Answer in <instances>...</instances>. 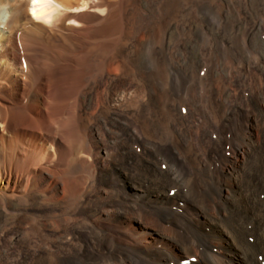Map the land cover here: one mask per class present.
Returning <instances> with one entry per match:
<instances>
[{
    "label": "bare ground",
    "instance_id": "6f19581e",
    "mask_svg": "<svg viewBox=\"0 0 264 264\" xmlns=\"http://www.w3.org/2000/svg\"><path fill=\"white\" fill-rule=\"evenodd\" d=\"M100 1L0 0L11 13L6 23L0 15V221L13 223L10 244L22 251L20 264H182L191 258L196 262L188 264H264V0H230L233 17L222 30L212 28L210 61L239 58L238 86L228 83V66L176 67L168 50L154 49L151 41L143 47L154 54L151 61L134 60L131 38L137 35H130L128 24L119 38L106 19L90 12L94 20L84 18L83 11L99 10ZM191 26L187 21L183 33ZM123 56L131 65L122 74L139 75V92L115 82L121 73L116 61ZM117 85L125 98L111 94ZM195 115L210 140L205 156L194 146ZM101 129L127 164L132 155L137 159L133 171H124V184L137 191L144 209L137 224L155 220L149 211L156 214L152 242L116 241L108 228L87 219L93 244L83 243V208L102 196L110 201L117 192L106 188L103 161L119 160L102 151ZM71 229L76 239L67 242Z\"/></svg>",
    "mask_w": 264,
    "mask_h": 264
},
{
    "label": "rangeland",
    "instance_id": "374dc122",
    "mask_svg": "<svg viewBox=\"0 0 264 264\" xmlns=\"http://www.w3.org/2000/svg\"><path fill=\"white\" fill-rule=\"evenodd\" d=\"M87 1V0H85ZM100 1V0H98ZM106 1V2H104ZM100 2H98L99 4V10L98 9H91L93 10L94 12H91L88 10V12L86 13L85 11H83V16L84 18L86 19H93V17L95 18V16H97V18H95L96 20L99 19L100 20H105L107 21V23H109V25L112 26L113 24V32L116 33V35L120 38L123 36L124 34V31L122 30L123 29V26L124 24H128V28H129V33L131 36H136V37H132L131 40V45H133V47L131 46V49H132V54H133V58L134 60L138 61V62H143V63H146V62H150L151 61V58L152 56L154 55L151 52H150V49H145L144 50V46L149 42L151 41V46L154 47V49H157V48H165L164 50L167 52V54L169 56H171L170 60L173 61V63L175 64L176 67H180L182 66L183 67H188V68H196L197 67H200V68H204V69H208L211 68V67H224V69H226L228 66V68L226 69V71L228 73H230V77L229 75L227 76V80H228V83L230 85H235V86H238L239 83H241L240 81L242 80V68L239 67V65L241 66V60L239 58H237L235 61H227V60H222L223 62L219 61L218 60V63L215 62L214 64L211 63L210 59H211V56L213 55V53L215 52V40H213L214 38L212 37L213 34H212V28H216L217 30H222L224 24L226 23V20H229L231 19L233 16L232 14L230 13V11L228 10V4H230V0H190L189 1H186V0H163V2H161L162 0H104ZM128 1V2H127ZM130 1V2H129ZM136 1V2H134ZM138 1V2H137ZM177 1V2H176ZM179 1V2H178ZM218 1V2H217ZM228 1V2H226ZM110 2V3H109ZM122 2V3H121ZM157 2V3H156ZM165 2V3H164ZM184 2V3H182ZM207 2V4H206ZM215 2V3H214ZM222 2V3H221ZM226 2V3H225ZM121 3V4H120ZM127 3V4H125ZM149 3V4H148ZM155 3V4H154ZM171 3V4H170ZM176 3V4H175ZM187 3V4H186ZM195 5H194V4ZM211 3V4H210ZM214 3V4H212ZM220 5L219 7H216ZM225 3V4H224ZM228 3V4H227ZM101 4V5H100ZM107 4V5H106ZM109 4V5H108ZM119 4V5H118ZM123 4V5H122ZM143 4V5H142ZM184 4V5H183ZM123 7H122V6ZM141 5V7H140ZM176 5V6H175ZM190 5V7H189ZM191 5H193L191 7ZM211 5V6H209ZM223 5H226L225 6V10H224V6ZM23 6V7H22ZM21 7L26 9L25 5H22ZM106 6V7H105ZM138 6V9L137 7ZM170 6V7H169ZM184 6V7H183ZM199 6V7H198ZM104 8V10L102 11L100 8ZM116 7H118L117 9H115ZM128 9H127V8ZM179 7V8H178ZM182 7V8H181ZM189 7V8H188ZM108 10H107V9ZM123 8V9H122ZM130 8V9H129ZM133 8V9H132ZM173 8V9H171ZM188 8V9H187ZM207 8V9H206ZM115 9V10H114ZM127 9V10H126ZM192 9V12L191 10ZM194 9V10H193ZM205 9V10H204ZM217 9V10H216ZM108 11V12H111L110 13H105V11ZM112 10V11H111ZM114 10V11H113ZM118 10V11H116ZM133 10V11H132ZM169 10L171 12V15L168 16L169 14ZM180 12H179V11ZM198 10V11H197ZM28 11L30 13V9L28 8ZM95 11H99V13L97 12V15H94ZM116 11V13H114ZM128 11V12H127ZM131 11V12H130ZM139 11V12H138ZM174 11V13H172ZM190 11V12H188ZM220 11V12H219ZM89 12L90 14L93 15V17L91 15H89ZM103 12V16H102V13ZM113 12V13H112ZM125 12V13H124ZM129 14H127V13ZM183 12V13H182ZM223 12V13H222ZM86 13V14H85ZM131 13V14H130ZM226 13V14H225ZM96 14V13H95ZM98 14L99 17H98ZM116 14V15H115ZM123 14V16L121 15ZM124 14H126L124 16ZM173 14V17H171ZM178 14V15H177ZM181 16H180V15ZM187 14V15H186ZM191 14V15H190ZM217 14V15H216ZM231 14V15H230ZM89 15V16H88ZM105 15V17H104ZM107 15V16H106ZM111 15V16H109ZM114 17H113V16ZM133 15V16H132ZM140 15V16H139ZM167 15V16H166ZM190 15V16H188ZM204 15V16H203ZM227 15V16H226ZM236 17L239 16V14L235 13ZM86 16V17H85ZM116 16V17H115ZM132 16V17H131ZM163 16V17H162ZM166 16V17H165ZM185 20H184V17H187ZM212 16V17H210ZM216 16V17H215ZM220 16V17H219ZM223 16V18H222ZM108 17V19H107ZM114 19H113V18ZM118 17V18H117ZM125 17V18H124ZM138 17V18H136ZM140 17V18H139ZM169 17V18H168ZM178 17V23L176 22V19ZM190 17V18H189ZM192 17V18H191ZM197 17V18H196ZM205 17V19H204ZM215 17V19H214ZM128 18V19H127ZM133 18V19H132ZM137 19L136 23H134V19ZM142 18V20H141ZM171 18V19H170ZM181 18V19H180ZM203 18V20H202ZM239 18V17H238ZM118 19V20H116ZM123 19V20H122ZM130 19H132L131 21H129ZM139 19V20H138ZM145 19V20H144ZM172 20L171 24H170V27H169V22L170 20ZM189 19V20H188ZM193 19V20H192ZM196 19V21H195ZM218 19V20H217ZM222 19V20H221ZM94 20V19H93ZM141 20V21H140ZM162 20V22H161ZM198 20V21H197ZM206 20V21H205ZM125 21V22H124ZM187 21H189V24L193 25V27L191 26V32H184L185 33V36H184V33H183V27L186 26L187 24ZM195 21V22H193ZM203 23H202V22ZM216 21V22H214ZM114 22V23H113ZM124 22V23H123ZM128 22V23H127ZM150 22V23H149ZM176 24H174V23ZM199 22V23H198ZM223 22V23H222ZM133 23V24H132ZM139 23V24H138ZM152 23V24H151ZM183 23V24H182ZM202 23V24H201ZM0 24H1V20H0ZM120 24V25H119ZM154 24V26H153ZM211 24V25H210ZM220 24V25H219ZM135 25H138V27ZM147 25V27H146ZM162 25V26H161ZM175 25V27H174ZM195 25H197L198 27H195ZM215 25V26H214ZM219 25V26H218ZM132 26V28H131ZM152 26V27H151ZM162 28H161V27ZM169 28H168V27ZM180 26V27H178ZM183 26V27H182ZM210 26V27H209ZM218 28H217V27ZM1 29H3V25L0 26ZM134 27V28H133ZM155 27V28H153ZM160 27V28H159ZM203 27V28H202ZM205 27V28H204ZM208 27V28H207ZM263 28L261 29V33H262V37H264V26H262ZM164 28V29H163ZM211 28V29H210ZM119 29V30H117ZM134 29V30H133ZM135 29H138V31ZM147 29V30H146ZM155 29V30H154ZM203 29V30H202ZM115 30V31H114ZM154 30V31H153ZM201 30V31H200ZM263 30V31H262ZM117 31V32H116ZM145 31V32H144ZM150 31V32H149ZM165 31V32H164ZM168 31V32H167ZM180 33H179V32ZM196 31V32H195ZM199 31V32H198ZM206 31V32H205ZM101 33H103V31H99ZM136 32V33H134ZM155 32V33H154ZM154 33V34H153ZM160 33V34H159ZM166 33V34H165ZM172 33H175V35H173ZM194 33V34H193ZM198 33V34H196ZM240 33V31H239ZM147 34V35H146ZM170 34V35H169ZM180 34V35H179ZM205 34V35H204ZM207 34V35H206ZM150 36V37H149ZM161 36V37H160ZM163 36V37H162ZM170 36H173V37H170ZM176 36V37H174ZM177 36H179L177 38ZM191 36V37H190ZM208 36H211V37H208ZM181 37V38H180ZM140 38V39H139ZM151 38V39H150ZM160 38V39H159ZM185 38V39H184ZM188 38V39H186ZM211 38V40H210ZM156 39V40H154ZM166 39V40H165ZM173 39L177 40L174 41ZM192 41H191V40ZM197 39H200V40H197ZM203 39V40H202ZM206 39V40H205ZM208 39V40H207ZM264 39V38H263ZM135 40V41H134ZM145 40V41H144ZM154 40V41H153ZM161 40V41H160ZM169 40V41H168ZM173 40V41H172ZM183 40V41H182ZM188 40V41H187ZM210 40V41H209ZM139 41V42H138ZM157 41V42H156ZM186 41V42H185ZM200 41V42H199ZM214 41V42H213ZM120 42V41H119ZM138 42V43H137ZM155 42V43H154ZM166 43V44H165ZM170 43V44H169ZM178 43V45H177ZM209 43V44H208ZM211 43L212 44V47H211ZM156 46H154V45ZM160 44V46H158ZM165 44V45H164ZM173 44V45H172ZM176 44V46H175ZM188 44V45H187ZM139 45V46H138ZM170 45V47H169ZM137 46V47H136ZM158 46V47H157ZM175 46V47H174ZM191 46V47H190ZM197 48H195V47ZM172 47V48H171ZM214 47V48H213ZM170 48V49H169ZM179 48V49H178ZM201 48V49H200ZM118 51L121 50V46L120 44L118 45L117 47ZM134 49V50H133ZM167 49V50H166ZM175 49V50H174ZM186 49V50H185ZM205 49V50H204ZM144 50V51H143ZM180 50V51H179ZM203 50V51H202ZM207 50V51H206ZM196 51V52H195ZM135 52V53H133ZM173 52V53H171ZM181 52V53H180ZM184 52V53H183ZM187 52V53H186ZM190 52V53H189ZM205 52V54H204ZM207 52V54H206ZM209 52V53H208ZM212 52V53H211ZM143 53V54H141ZM150 53V54H149ZM183 53V54H182ZM189 53V54H188ZM192 53V54H191ZM198 53V54H197ZM201 53V54H200ZM203 53V54H202ZM178 54V55H176ZM174 55V56H173ZM196 55V56H195ZM206 55V56H204ZM144 56V57H143ZM184 56V58L182 57ZM125 59H124V58ZM123 57H119V59H117L116 61V64L119 63V68L121 69V73H120V70H119V76H117L115 82L117 81L119 84L120 83H124L125 84V87L124 89L126 91H136V92H139L140 89H143V85H142V82L141 80L139 79V75L136 73L133 77L129 78L126 76H124L122 74V70H124V68L128 67L130 64V61H129V58L128 56H123ZM173 57V58H172ZM176 57V58H175ZM201 57V58H200ZM207 60H206V58ZM126 58L128 60V62L126 61ZM150 58V59H149ZM147 59V60H146ZM182 59V60H181ZM196 59H197V62H196ZM239 59V60H238ZM181 60V61H180ZM184 60V61H183ZM202 60V61H201ZM176 61V62H175ZM179 61V62H178ZM195 61V62H194ZM199 61L201 63H199ZM204 61V62H203ZM207 61V62H206ZM226 61V62H225ZM252 61L254 62V60L252 59ZM121 62V63H120ZM127 64H126V63ZM196 63V64H195ZM208 63V65H207ZM217 63V64H216ZM223 63V64H221ZM238 63V64H237ZM129 64V65H128ZM201 64V65H200ZM203 64V65H202ZM206 64V66H205ZM216 64V65H215ZM236 64V65H235ZM125 67H124V66ZM136 63H134V67ZM185 65V66H184ZM219 65V66H218ZM233 69H232V67ZM191 66V67H190ZM203 66V67H202ZM237 66V67H236ZM206 67V68H205ZM230 67V68H229ZM123 68V69H122ZM218 69V68H217ZM239 71H238V70ZM229 70V71H228ZM236 71V72H234ZM238 71V72H237ZM240 73V74H239ZM235 75V76H233ZM239 75V76H238ZM122 76V77H121ZM233 76V77H232ZM125 77V78H124ZM240 77V78H239ZM137 78V79H136ZM120 79V80H119ZM129 82H128V81ZM140 80V82H139ZM234 80V81H232ZM237 80H239V82H237ZM127 81V82H125ZM131 81V82H130ZM135 81V82H133ZM105 81L103 82V85H105ZM128 83V84H127ZM236 83V84H234ZM141 84V85H140ZM128 85V87L126 86ZM138 85V86H137ZM130 86V87H129ZM117 87V88H116ZM116 87H113L111 89V94L113 95V97H123L125 98V95L126 93L123 92L124 89L120 88V85H117ZM142 87V88H141ZM106 88V86H105ZM129 90H128V89ZM133 88V89H132ZM135 89V90H134ZM118 91V93H117ZM206 92V91H204ZM202 93V96L203 98L205 99L206 97L208 98V93ZM233 93V94H232ZM124 94V95H123ZM206 94V95H205ZM114 95H117V96H114ZM235 95V93L233 91L229 92V96L233 97ZM207 98L205 100H207ZM207 112H208V109H207ZM185 113V112H184ZM198 118V119H196ZM199 116L195 115L193 117V119L190 121V125H191V130H192V133L194 135V146L195 148L198 150V151H201L200 153L203 155L202 156H205V152L206 150L209 148V146L206 147V145L210 143V140H209V137L208 138H205L203 137V134H204V129H203V124H202V121L200 122L199 121ZM196 121V122H195ZM192 122V123H191ZM197 123H198V126H197ZM201 123V124H200ZM194 124V125H193ZM201 125V126H199ZM202 128V129H201ZM194 130V131H193ZM199 133L202 132V133ZM106 132V133H105ZM197 132V133H196ZM101 134V135H100ZM105 134V136L103 135ZM108 132L105 130V129H101L100 133H99V137H100V147L104 148L102 149V151H104V149L106 151H109V152H112L113 153V156L115 157L116 160H119L118 161H115L113 160V158H105L104 161H103V165H105V168H106V171L108 172V180H110V184L106 186V188H110V186H113V187H116L117 188V192L113 195V197L111 198L110 201L109 198L107 196H102L101 199H93L92 201L93 202H90V204H87V208L86 206L83 208V213L81 212L80 214L83 216V233L81 232V235L83 234V243L84 244H90V248H91V244H93L92 240H91V236L89 234V232H87L86 230V227L84 226V223H86L88 220H92V221H96V224L98 225L99 223V227L101 228H108L106 229L113 237L114 240L116 241H133V242H137V241H141L143 243H148V242H152L154 239H156V234L155 232L157 233V230L158 228L156 227V224H155V221L157 220V217H156V214L153 212V211H149L148 212V216H149V219L151 218V216H153L150 220L153 221L152 219H155L153 222H145L143 223V225H139L137 224V221H136V215L138 212L140 211H144V209L139 206L140 205V201L139 199L137 198V191L134 190V188L130 185V184H124V174L126 170H134L133 166H134V163L137 161L136 157L133 155L131 156V161L127 164L126 161L124 160V157L122 154L119 153L118 151V147H115L114 144L111 143V140L109 138V134ZM199 134V135H198ZM198 135V136H196ZM102 137V138H101ZM110 137L112 138L111 134H110ZM196 137H198L196 139ZM203 137V138H202ZM106 138V139H105ZM206 140H205V139ZM105 139V140H103ZM198 140V143L196 142ZM208 141V142H207ZM202 142V143H201ZM106 143V144H105ZM112 145V146H111ZM114 145V146H113ZM202 145V146H201ZM205 145V147L203 146ZM106 147V148H105ZM110 147V148H109ZM202 147V148H201ZM205 149V150H204ZM114 150V151H112ZM227 156L229 157V152L227 154ZM119 158V159H118ZM121 158V159H120ZM123 158V159H122ZM109 159V160H108ZM108 161V162H107ZM110 161V162H109ZM113 161V162H112ZM114 164V165H113ZM122 164V165H121ZM109 165V166H108ZM111 166V168H110ZM111 169V170H110ZM122 169V170H121ZM114 170V171H113ZM123 172V173H122ZM112 173V175H110ZM115 176V177H114ZM113 177V178H112ZM119 178V179H118ZM113 179V180H112ZM113 182H112V181ZM115 182V183H114ZM120 182V183H119ZM116 184L118 186H116ZM127 185V186H126ZM124 189V190H123ZM121 190V191H120ZM104 200H103V199ZM106 198V199H105ZM114 198V199H113ZM98 200V201H97ZM107 200V201H106ZM101 201V202H100ZM119 201V202H118ZM97 205H96V204ZM124 205H122V204ZM127 203V204H126ZM133 203V204H132ZM110 204V205H109ZM118 204V205H117ZM129 204V206H128ZM135 204V206H134ZM91 205V206H89ZM108 205V206H107ZM131 205V206H130ZM137 205V206H136ZM113 208H112V207ZM122 206V207H121ZM96 207V208H95ZM100 207V208H99ZM122 208V210L120 208ZM135 207V208H134ZM92 208V209H91ZM108 208V209H107ZM112 208V209H111ZM115 208V209H114ZM125 208V209H123ZM130 208V209H129ZM141 208V209H140ZM88 209V210H87ZM99 209V210H98ZM104 209V210H103ZM111 209V210H110ZM119 211H118V210ZM128 209V210H127ZM138 209V211H137ZM106 210V211H105ZM122 211V212H121ZM128 211V212H127ZM133 211V212H132ZM137 211V212H136ZM103 212V213H102ZM105 212V214H104ZM109 213L110 217H107V214L106 213ZM117 212V213H116ZM121 212V213H120ZM135 212V213H134ZM150 213V215H149ZM155 215H153V214ZM120 214V215H119ZM99 215V216H98ZM126 215H127V218H126ZM90 216H93V217H90ZM135 216V217H134ZM89 217V218H88ZM97 217V218H96ZM114 217V218H113ZM129 217V218H128ZM156 217V218H154ZM109 218V219H108ZM88 219V220H87ZM85 220V221H84ZM99 221V222H98ZM105 221V222H104ZM114 221V222H113ZM102 224H101V223ZM111 223V224H110ZM113 223V224H112ZM151 223H154V224H151ZM116 224V225H115ZM131 224V225H130ZM8 225V226H7ZM145 225V226H144ZM149 225V226H147ZM4 226L5 228L7 229V231H5L4 233H2L3 229H4ZM12 226H13V223H11L10 221L8 222H4V220H1L0 221V234H2L1 238H2V243L3 244H0V264H20V257L23 255L22 251H20L19 247L17 246V244H14V243H11L13 244L12 247H11V244H10V241H11V238H12V233L13 232V229H12ZM107 226V227H106ZM157 228V229H156ZM12 229V230H11ZM120 229V230H119ZM112 230V231H110ZM12 231V232H11ZM86 233H85V232ZM113 231L115 233H113ZM9 234V235H8ZM11 234V235H10ZM72 236H71V235ZM86 234V235H85ZM75 233H74V230H70L69 231V235L66 237L67 239V242H73L75 241L76 237L74 236ZM58 234L57 233H54L53 234V238L57 237ZM68 237H71L68 238ZM75 237V238H74ZM85 237V238H84ZM130 238H134V239H130ZM85 239V240H84ZM126 239V240H125ZM128 239V240H127ZM130 239V240H129ZM91 240V241H90ZM85 241V242H84ZM90 242V243H89ZM7 243V244H6ZM2 245V246H1ZM7 245V246H6ZM15 245V246H14ZM4 247V248H3ZM8 248V249H7ZM11 248V249H10ZM4 249H7V252H4ZM19 249V252L18 250ZM10 250V251H9ZM32 251H29L28 253H31ZM10 253V254H9ZM21 253V254H20ZM19 254V255H18ZM6 255V256H5ZM21 255V256H20ZM5 259H4V258ZM3 258V259H2ZM7 258V260H6ZM9 260V261H8ZM18 260V261H17ZM184 260V259H183ZM3 261V262H2ZM184 262H186L185 264H188V263H195L196 262V259L195 258H191L189 260H184L182 261L181 263L184 264Z\"/></svg>",
    "mask_w": 264,
    "mask_h": 264
},
{
    "label": "clouds",
    "instance_id": "9594fccd",
    "mask_svg": "<svg viewBox=\"0 0 264 264\" xmlns=\"http://www.w3.org/2000/svg\"><path fill=\"white\" fill-rule=\"evenodd\" d=\"M0 15L3 16V22L6 23L11 17V13L8 11V5H0ZM0 26H2V24H0Z\"/></svg>",
    "mask_w": 264,
    "mask_h": 264
}]
</instances>
